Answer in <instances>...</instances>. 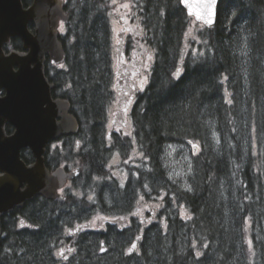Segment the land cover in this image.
<instances>
[{"label":"trees","instance_id":"16d2710c","mask_svg":"<svg viewBox=\"0 0 264 264\" xmlns=\"http://www.w3.org/2000/svg\"><path fill=\"white\" fill-rule=\"evenodd\" d=\"M63 8L68 20L64 22L65 31L59 39L65 60L61 68L47 58L45 75L54 85L53 98L70 102L71 113L80 126L76 138L86 143H83L84 152L73 153L72 149L77 146L71 145L70 153L84 160V171L93 167L97 172L103 166L97 162L100 155L96 149L98 145L101 148L105 145V122L114 99L109 0H64ZM131 21L138 32L129 35L126 53L133 51V40H136L143 46L141 52L152 56L147 66L148 82L142 91L139 89L134 93L130 109L134 140L149 158L150 168H140L139 176L132 179L140 186L147 182L153 196L162 195V190L167 204L176 202L189 207L191 219L185 229L195 231L191 236L199 243L206 241L205 244L212 247V241L219 240L226 233L230 237L235 235L236 247L243 248L246 236H249L253 250L245 254L244 249L238 251L236 248L237 264H264V227L261 226L264 221V185L262 188L257 186L262 185L264 177L253 171L243 142L246 125L254 123L264 144V0H220L217 23L204 28L197 44L192 36L187 35L194 20L182 8L180 0H135ZM242 41L246 42V53H250V59L245 61L249 62L248 67L243 65L239 56L238 44ZM11 47L21 49V40L13 39L12 45L5 50ZM258 54L262 57L257 58ZM176 67L183 69L179 79L172 76ZM225 76L226 80L223 79ZM229 99L231 104L227 103ZM210 121L216 127L218 137L232 145V154L222 153L224 144L208 147L191 180L193 186L189 184L186 190L179 188L181 183L166 175L165 149L172 144H189L190 140H201L204 146L208 145ZM125 141L128 143L129 140L126 138ZM67 147L68 144L63 149L67 150ZM60 152L61 149L57 148L51 155L53 168L67 163L58 158ZM223 177L237 178L240 184V200L235 197L234 205L239 221L235 217L232 232L227 224L223 221L217 223L215 218L216 189L220 188L217 184ZM83 212L86 207L79 202L66 206L62 200L38 198L34 226L31 229L14 228L1 239L0 264H59L53 256V248L58 244L73 249L75 255L68 264H129L128 261L139 258L124 251L134 236H113L111 226L107 227V233L89 231L84 227L80 233L68 232L75 227L74 223L87 221ZM27 221L32 223L29 219ZM160 228L159 225L152 227L157 232L148 236L146 256L150 262L153 256L161 253L165 259L158 264H191L193 251L185 243H180L177 229L172 232L176 242L167 246L166 252L154 249L156 244L166 245L161 243ZM118 238L125 241L123 246L117 247L114 243ZM102 240L110 245L109 250L102 257L93 258V251L100 247ZM108 252H111L110 256H107ZM220 252L215 262L230 263L231 253L227 250ZM169 257L173 261H168Z\"/></svg>","mask_w":264,"mask_h":264},{"label":"rangeland","instance_id":"374dc122","mask_svg":"<svg viewBox=\"0 0 264 264\" xmlns=\"http://www.w3.org/2000/svg\"><path fill=\"white\" fill-rule=\"evenodd\" d=\"M125 3L129 4V8L125 9L122 7V5ZM134 4L135 0H115V3H113V0H109V19L113 31L114 99L110 104L108 110V117L105 122L106 128L104 133L105 137H107L109 132H111L112 135L110 138H112L114 142L116 141L115 138H117L119 143L121 144L120 149L124 151L121 153L120 149L114 148L115 145L112 142L105 144L103 148H108V150L111 151L109 153L110 156L108 158L107 155H105L107 158V169L102 168L101 170L102 174H104V177L94 175V173H96V170H94L93 167H90L83 172L84 175L79 179L77 183L69 185L68 189L65 192H62V194L67 195L72 199V203L79 202L82 206L88 209L86 215L89 214L87 215L89 220L86 219L87 221L83 220L81 222L74 223L75 227L72 229L74 231H77L76 229L78 227L83 226L86 230H95L94 232H99L96 230L100 229V226L106 224V221L108 220L107 218L111 214H106L105 212L108 210V208H110V206L113 205V203H115V194H111V192H109L110 182L117 181V183L120 182L121 184H123L126 181H130L132 177H138L139 173L141 172V169L149 170L150 168L149 158L144 156V154L137 147V142H135L134 140V121L130 116L131 104L133 103L135 98L134 93L139 90L138 81L140 78H142V76L146 75L148 77V71L147 67H145V64H147L148 66L149 62L148 56L145 53L141 52L143 47H141L142 44L139 41L137 42L136 40H133V47L131 48L133 51H131L130 54L126 53L129 35L138 32L135 25L131 21ZM122 16L125 17L127 23H125V19H121ZM198 25L199 23L194 21V24L191 28L192 36L196 37L195 40L193 39L196 44L200 41L199 34L205 28L203 27L199 30H196ZM121 28H127L128 30L121 31ZM64 31V24H61L60 32L64 33ZM133 38L134 37H132V39ZM238 48L240 50V59L243 60V65L245 67H248L249 62L246 63L245 61L247 60V58L248 60L250 59V55H248L250 53H246V42H240L238 44ZM260 57L262 56L258 54L257 58ZM128 100H131V103H127ZM208 123L210 129L209 144L204 146L201 140H192L194 143H199V152L194 154L192 145H183L181 143L169 145L165 149L164 160L166 162V175L172 179H177L181 183V185H179V188H183L186 190V188L189 187V184L191 187L193 186L191 180L194 177L196 171L198 170L199 161L205 153L204 150L208 147L216 148L224 144V149L222 150V153L228 155L232 154L233 147L229 143V141H222V139H220L216 134V127L214 126L213 122L210 121ZM126 138L129 140L128 143L125 141ZM77 140L80 141V138H74L73 140L68 138L67 140H64L62 142V145L64 146L68 144L69 147H67V150H64L62 147L63 150L60 152L58 158L61 160H67V158H65L66 155H71L72 158H74L75 156L70 153V148L71 145H73V147L74 145H76ZM243 142L245 152L249 159L252 161L251 165L253 171H256L258 174L264 177V144H262V141H260V134H258L257 127L254 125V123L246 125ZM83 143L86 144L84 140ZM83 143L80 141V150H82L84 147ZM98 149L100 150L101 146L98 145ZM74 150L77 151V147L72 149V151ZM241 154L242 151L239 150V155L241 156ZM77 163L75 165H73V163H70L68 165L72 166V169H74L77 166ZM129 173L130 176H127ZM98 180L100 182H105V189H101V191L104 193L101 194L100 205L102 203L101 206L103 208L104 204L107 209L103 208L102 213H99L98 208L94 207L99 204V201L95 199L97 196V191L95 188L98 187V185L96 187L95 182H97ZM217 185L220 188L216 189V193L218 194V203L216 207L217 215L215 216L216 222L218 223L219 221H223L225 225L227 224V227L232 232L235 230L231 229L235 227V217L239 221V217L236 214V207H234V205L236 204L235 197L237 201L240 200L238 196L240 194V184L237 178L227 179L226 177H223ZM263 185L264 178L262 185L257 184V186L258 188H262ZM147 191L148 200L141 199V201L145 202V206L149 208V217L152 216V212L159 214V226L161 227V243L164 245L166 244L165 246H158V244H156L154 247L156 251L160 248L161 250H165L166 252L167 246L171 247L172 243L176 242V239H173L174 233H172L173 230L176 229V236H179L180 243H185V245L188 246L191 251H193L192 254H194V257L191 264H217V262H215V259L217 258V255L221 254V250H227L229 253H231L232 258L230 263L228 264H237V249L238 251L244 249L245 254H248L253 250V242L251 246H249L248 244V241L250 240L249 236H246V245L242 248L238 247V245L236 247L235 235L231 234L232 236L230 237V235L226 233H223L222 237L219 238V240L212 241V247L208 246L207 248L203 249L202 245L205 244L206 241H204L203 243H199V241L195 239V237H192L193 235L191 236V233L195 231L189 232L187 229H185L191 219L187 218L190 216L188 215L190 210L189 207L187 208L185 205L177 204L176 202H174V205L167 204L164 201L162 190H160L162 195L157 193L156 195L154 194V196L151 192V189L149 190V188H147ZM89 197H92V199L89 200ZM137 197L135 198V203L138 202ZM119 198H121V201L124 200L122 199V197ZM89 203H95V205L90 206ZM114 216L116 215H113V217ZM97 217H103L104 219H98ZM161 219H163L165 223L161 222ZM173 220H176V223H174ZM121 221L122 220L117 219L115 223L120 224ZM150 226L152 227V225ZM261 226L264 227V221H262ZM74 231L70 230L68 232L75 233ZM100 231L106 232L105 229H101ZM66 235H70L72 237L74 236L71 233H67ZM151 238L153 237L151 236ZM193 245H195V247H193ZM233 245L235 246L234 249ZM69 249H72L71 246L65 244H58L53 248V256L59 262V264H68L69 261L74 257L75 253L73 251H68ZM206 250H209V252L206 253ZM124 251L126 253L127 249H124ZM61 252H63L64 256H67V259L62 258V256L60 255ZM197 252L202 253V255L198 257ZM110 254L111 252H108L107 256H110ZM131 255L140 256L137 251H133ZM178 256L180 257L181 253ZM99 257H102L100 247L96 248L95 251H93V258ZM136 259L132 260L133 264H158V262L161 263V260H164L165 258H163L161 253H159L157 256H153L151 260L152 263L148 258H146L145 260H142L141 257ZM132 261L130 260L128 261V263L132 264ZM168 261L171 262L173 261V259L171 260V257H169ZM186 264L190 263L186 262Z\"/></svg>","mask_w":264,"mask_h":264},{"label":"water","instance_id":"95a60500","mask_svg":"<svg viewBox=\"0 0 264 264\" xmlns=\"http://www.w3.org/2000/svg\"><path fill=\"white\" fill-rule=\"evenodd\" d=\"M180 5L190 18L200 23L185 4ZM217 19L218 15L211 27ZM67 20L61 0H34L27 9L23 8L22 0H0V90L6 91L0 98V116L4 118L0 126L8 120L16 127L14 136L0 141V169L12 173L0 176V216L36 194L61 198L58 191L80 173V169L68 173L62 167L50 173L44 163L50 142L79 131L70 102L52 97L53 84L45 75L47 58L53 65L65 60L58 28L61 21ZM30 23L34 31L29 30ZM12 38L22 40L23 51L5 52V45ZM23 148L33 151L36 158L33 165L26 166L21 160ZM23 183L28 184V194L21 195L19 186Z\"/></svg>","mask_w":264,"mask_h":264},{"label":"flooded vegetation","instance_id":"af4514ba","mask_svg":"<svg viewBox=\"0 0 264 264\" xmlns=\"http://www.w3.org/2000/svg\"><path fill=\"white\" fill-rule=\"evenodd\" d=\"M34 0H22V4H23V8L27 9L29 6L32 5ZM63 5H64V0H62ZM29 29L31 31H33L34 29V25L33 24H29ZM15 39V38H13ZM10 41L9 46L12 45V40ZM22 42V41H21ZM13 50H17V51H22L23 48L21 47V49H16L14 47H11L9 50H5L6 53L13 51ZM120 88V87H119ZM6 95V91L5 90H0V98L4 97ZM134 102V101H133ZM133 103L131 104L132 107ZM4 118L0 116V122L3 120ZM106 128V126H105ZM16 133V127L14 125H12L8 120H4V123L2 126H0V141H4L12 136H14ZM112 135L111 132H109L106 142L105 144H108L109 142L114 143V148L116 149H120L121 144L119 143V141H113L112 138H110ZM66 139L70 138L71 140H73L74 138H76V136L70 135V136H66L64 137ZM63 139L60 140H56L54 142H51L48 144L47 148H46V152L44 155V163H45V167L49 170L50 173H52L55 169L59 168V167H63L65 168V170L68 173H72L77 169H80V173L77 177L73 178V179H68L65 186L58 191L61 195V198H54V199H49L48 197H46L43 194H36L34 195L32 198H27L25 199V201L22 203L21 206H15L11 211H8L7 213H4L0 216V228H1V237H0V241L3 237H5L6 233L12 232V229L16 228L17 230H21V229H31L32 226H34L35 223V218H36V202L37 199H44L47 201H51V200H62L64 203H66V206H71V205H77V203H72V199L67 196L62 194V192H65L69 185L71 184H75L79 181V179L84 175V160L81 157H74L72 158L71 155H66L65 158H67L66 161H68L65 165H61L58 166L56 168H53L52 164L54 162V158H52V154L53 152H55L57 150V148H60L61 151L63 150ZM76 146H77V151L74 150L73 153L75 154H79V152H84L85 149L80 150V141L77 140L76 142ZM54 148V149H53ZM111 150H108V148L104 149L101 148L96 149V152L100 155L99 159L97 160L98 164L100 166H103V169H107L106 163H107V158L110 156ZM124 150L120 149V152L122 153ZM107 155V158L106 156ZM20 158L21 160L25 163L26 166H31L36 162V158L34 156L33 151L30 148H23L20 151ZM78 161V163H77ZM70 163H73V165H75L77 163V166L72 169V166L68 165ZM12 173H9L5 170L0 169V176L3 175H10ZM94 175L97 176H101L104 177V174H102L101 171H97L96 173H94ZM130 176V173L127 175ZM137 178V177H135ZM131 179V178H130ZM105 182H100L99 180L97 182H95V185L97 188V196H96V200L99 201V204L94 206L95 203H93L92 206L97 207L99 213H102L103 208L107 209L105 207V205L103 204V208H102V203L100 205V199H101V194H103L104 192L101 191V189H105L104 187ZM147 182H143L141 184V186L137 183H135V181L133 179H131L130 181H126L123 184H121L120 182L117 183V181H113L110 182V187H109V192H111V194H115V203H113L112 206H110V208H108V210L105 212L106 214L111 213L110 216L107 218L108 220L106 221L105 225L100 226L98 230L96 231H100L101 229H105V231L108 230L107 227L111 226L112 228V232L114 234H112L113 236H134L130 238V240L128 241V243L125 245L124 249H127L131 243H136L138 245L139 251L138 255H136L137 257H141L142 260H145L147 258L146 253L148 251L149 248V234L150 233H156L157 230H153L152 227H156L159 225V214H156L155 212H152V216L149 217V208L145 206V202L141 201L146 199L148 200V191H147ZM28 184L27 183H23L21 186H19V193L21 195L23 194H28ZM99 194V195H98ZM138 195V197H137ZM124 199L123 201H121V198ZM138 198V202L135 203V198ZM85 211V210H84ZM88 211V209L86 208V212ZM86 212H83V214L86 215ZM90 212V211H89ZM92 214V212H91ZM89 215V214H87ZM86 215V216H87ZM113 215H116L113 217ZM125 216V219H124ZM88 217V216H87ZM123 218V219H121ZM32 221L28 222L27 220ZM119 219L122 220L120 222V224H116L115 221ZM163 223L164 220L161 219ZM115 223V224H113ZM152 225V227L150 226ZM103 227V228H102ZM77 231L74 232H83L85 229L77 228ZM89 231H95V230H89ZM136 236H139L140 239L137 241L135 239ZM101 242H103V246L107 249V251L109 250V244L106 242V240H102ZM114 243L116 244V246L120 247L123 246L125 244V241H123L122 239H116V241L114 240ZM101 252V251H100ZM101 254H105V252H101ZM131 255V254H129Z\"/></svg>","mask_w":264,"mask_h":264},{"label":"snow or ice","instance_id":"6c2138e0","mask_svg":"<svg viewBox=\"0 0 264 264\" xmlns=\"http://www.w3.org/2000/svg\"><path fill=\"white\" fill-rule=\"evenodd\" d=\"M181 3L185 4L186 7L189 8L190 10V15H193L195 17V20L200 22L197 29L199 30L201 28H203L204 26H208L211 27L216 20V17L218 15V4L220 2V0H196L195 3H189V0H180ZM113 3H115V0H113ZM123 8L127 9L129 8V4L125 3L122 5ZM233 15H235V13H232ZM121 19H125L124 16L121 17ZM125 23H127V20L125 19ZM137 27H139L137 25ZM127 28H121V31H127ZM187 35L192 36V30H190ZM192 38L195 40L196 37L192 36ZM119 42V41H117ZM143 47V46H141ZM200 55L202 56L203 53H200ZM152 56L149 55L148 56V60H151ZM61 67H63V65H61ZM145 67H147V64H145ZM183 69L180 67H176L175 71L172 73V76L176 79L180 78V75L182 73ZM224 80L227 79V77L225 76L223 78ZM148 82V77L142 76V78L139 79L138 83H139V89L142 91L144 88V85ZM223 82V81H221ZM226 95H231L230 93L226 92ZM127 103H131V100H128ZM227 103L231 104L232 100L229 99L227 101ZM188 143L190 145H192L193 148V152L194 154L199 152L200 150V145L198 142L194 143L192 140L188 141ZM189 191L191 189H188ZM89 200L92 199V197L88 198ZM98 219H104L103 217H97ZM187 218H191L190 216ZM123 219V218H121ZM83 227V226H80ZM135 239L138 241L140 239L139 236H136ZM249 246H251L252 242L251 240L248 241ZM203 247L207 248L208 245L207 244H203ZM193 247H195V245H193ZM68 251H73V249H69ZM100 251L101 252H106L107 249L103 246V242L100 243ZM133 251H139L138 245L136 243H131L130 247L127 248L126 254H131ZM60 255L62 256V258L67 259V256H64L63 252L60 253ZM200 255H202V253L197 252V256L199 257Z\"/></svg>","mask_w":264,"mask_h":264}]
</instances>
